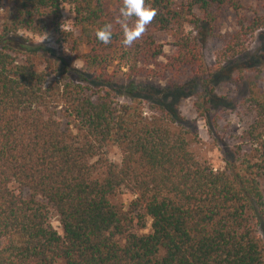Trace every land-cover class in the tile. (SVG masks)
Instances as JSON below:
<instances>
[{
	"label": "trees",
	"instance_id": "1",
	"mask_svg": "<svg viewBox=\"0 0 264 264\" xmlns=\"http://www.w3.org/2000/svg\"><path fill=\"white\" fill-rule=\"evenodd\" d=\"M242 1L145 0L158 15L125 47L118 26L107 45L95 36L122 0H0V264H264V93L243 101L250 121L220 169L192 152L178 104L191 96L208 123L227 106L217 86L252 66L238 61L240 40L264 16L239 19L214 68L185 31L216 26ZM63 5L75 31L60 29ZM19 30L85 47L82 68ZM158 34L171 40L163 63ZM52 74L60 81L48 83ZM121 189L132 195L125 212L111 201Z\"/></svg>",
	"mask_w": 264,
	"mask_h": 264
},
{
	"label": "rangeland",
	"instance_id": "2",
	"mask_svg": "<svg viewBox=\"0 0 264 264\" xmlns=\"http://www.w3.org/2000/svg\"><path fill=\"white\" fill-rule=\"evenodd\" d=\"M3 15L4 8L0 9V25ZM256 16H264V0H243L238 11L231 8L224 10L219 15L216 26L211 27L200 23L198 27H194L187 22L185 31L199 42L206 66L214 68L221 61L220 53L225 49L224 40L239 29V19L250 20ZM72 20L73 14L70 7L63 5L60 29L65 31L74 30ZM17 34L46 44L54 49L56 56L66 59L69 64L76 68H82V63L78 60L77 55L86 51V48L81 46L77 52L72 51L70 44L62 41L59 33L32 35L29 32L19 30ZM156 41L163 44L164 56L158 58V61L163 63L165 55L172 53V46L169 44L171 40L166 35L158 34L156 35ZM240 43L242 49L245 50L238 55V61L240 63L244 61L247 64L251 56L252 66L244 68L241 72L235 71L229 79L224 80L217 86L216 93L224 96L227 103L226 107L223 108V106L218 105L212 109L207 123L203 118L197 116L193 110L191 96L184 97L178 102L180 114L184 117L187 123L186 126L192 132L189 136L192 152L198 159L205 161L214 169L222 168L223 158L232 156V150L239 143L237 137H240L243 129L250 121V116L243 106V101L250 96L251 90L264 93V27L242 38ZM109 73L116 77L122 76L121 71L116 66H112ZM54 81H60V78L52 74L48 77V83ZM107 156L115 163L120 162V152L116 146L107 147ZM131 199L132 195L121 189L111 198V201L120 211L125 212ZM49 223L58 233H62L58 216L51 206H49ZM148 230L147 228L136 232L147 233ZM258 233L264 239V219L259 226Z\"/></svg>",
	"mask_w": 264,
	"mask_h": 264
},
{
	"label": "clouds",
	"instance_id": "3",
	"mask_svg": "<svg viewBox=\"0 0 264 264\" xmlns=\"http://www.w3.org/2000/svg\"><path fill=\"white\" fill-rule=\"evenodd\" d=\"M157 15L158 9L146 4L145 0H122L114 21L96 28L95 36L107 45L112 41L114 27L118 26L122 45L130 47L143 37Z\"/></svg>",
	"mask_w": 264,
	"mask_h": 264
}]
</instances>
